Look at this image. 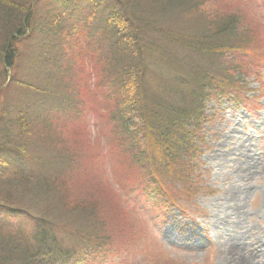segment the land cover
Listing matches in <instances>:
<instances>
[{
  "label": "trees",
  "instance_id": "1",
  "mask_svg": "<svg viewBox=\"0 0 264 264\" xmlns=\"http://www.w3.org/2000/svg\"><path fill=\"white\" fill-rule=\"evenodd\" d=\"M82 1L85 14L67 21ZM246 1L241 14L216 11L214 0H52L46 10L39 0H0V74L13 72L29 40L42 66L32 77L42 69L45 80L42 94L22 93L0 130V264H55L65 255L60 235L145 243L132 208L189 193L203 104L242 101L235 81L249 71L264 89L256 8ZM153 52L171 77L151 72ZM94 109L108 131L103 146L77 125ZM109 144L115 156L99 165ZM32 217L45 227L22 232L17 219Z\"/></svg>",
  "mask_w": 264,
  "mask_h": 264
},
{
  "label": "rangeland",
  "instance_id": "2",
  "mask_svg": "<svg viewBox=\"0 0 264 264\" xmlns=\"http://www.w3.org/2000/svg\"><path fill=\"white\" fill-rule=\"evenodd\" d=\"M51 1L39 0V9L46 10ZM241 1L235 0L234 4H231L228 1L214 0L212 7L216 11L233 13L240 10V13L244 14L239 8L242 6ZM252 2L256 9L250 11V16L258 26L259 36L256 37L264 50V0ZM85 9V1H82L76 9L66 13L67 21L72 22L76 16H83ZM17 48L20 51V63H16L18 66L14 67L12 73L9 74L8 70L6 75L0 74V130L10 127L9 120L15 116L17 106L24 100L22 93H29L31 96L32 93H43L40 88L41 85L44 86L45 81L42 69L32 77L33 71L42 68L41 64L38 65L40 60L36 58L35 53L39 49L29 40L18 44ZM151 55V72L159 71L163 76L171 77L167 65L160 61L158 53L153 52ZM12 78H15L16 82L12 81ZM22 81L26 83L23 86ZM262 82L253 71H249L235 81V88L240 94L238 97L242 101L237 103L228 96L207 100L203 104V117L199 119V125L194 131V185L189 187V193L178 197L175 203L164 200L147 203L145 199H138L144 208L138 211L132 208L140 223L145 226V243L136 241L132 247H123L120 246L124 245L122 242L112 239L106 244H99L94 239L82 237L77 240L68 235H60L57 238L65 249V255L55 264H165L163 261L156 262L157 258H166L172 264H227L229 246L225 245L222 234L224 229L229 228L226 226L227 221L239 225V229L231 228L232 232H236L238 237L244 236L245 240H240L243 244L250 245V250L255 254L254 263L264 264V248L261 247L264 244ZM182 94L185 97V94ZM188 97L194 101L192 95ZM203 105L199 104V109ZM96 111L94 109L88 114H80L77 125L83 127L92 139L97 137L103 146L108 131L102 129L103 125L95 121ZM114 156L113 147L110 144L108 147L105 145L99 165L104 158L108 161ZM26 164L31 168V164ZM251 165V175L248 176ZM106 171L108 175L114 174L111 165L106 166ZM238 171H243L245 176L240 175ZM160 183V186L170 188L167 182ZM233 186H239L240 189L245 187L246 192L233 196ZM178 188L179 183L173 190ZM125 201L128 202L126 199ZM123 207L127 212V207ZM240 214L242 215L238 219ZM0 215L4 216L1 206ZM17 220L19 229L27 234L35 224L45 227L36 217Z\"/></svg>",
  "mask_w": 264,
  "mask_h": 264
},
{
  "label": "bare ground",
  "instance_id": "3",
  "mask_svg": "<svg viewBox=\"0 0 264 264\" xmlns=\"http://www.w3.org/2000/svg\"><path fill=\"white\" fill-rule=\"evenodd\" d=\"M251 169H252V165L249 167V170L247 172L248 176L251 175ZM238 173L243 177L245 176V173L243 171H238ZM239 174L237 175L240 176ZM245 192H246L245 187L240 189L239 186H233L231 188V195L233 196H237V195L240 196ZM241 215L242 214L238 215L237 218L239 219ZM226 226L229 228H226V230L224 229L222 231V234L224 236L223 240L225 242V245L229 246V248L226 247L229 249V253L227 256L229 258H226L227 264H255L254 263L255 254H253V251L250 250V245L245 243L243 244V242L240 240V239H244V236L238 237L236 232H232V229H236V228L239 229V225H236L231 221H227ZM261 247L264 248V244Z\"/></svg>",
  "mask_w": 264,
  "mask_h": 264
}]
</instances>
